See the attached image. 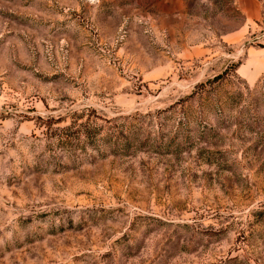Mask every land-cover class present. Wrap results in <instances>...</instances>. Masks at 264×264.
I'll return each instance as SVG.
<instances>
[{
	"label": "rangeland",
	"instance_id": "obj_1",
	"mask_svg": "<svg viewBox=\"0 0 264 264\" xmlns=\"http://www.w3.org/2000/svg\"><path fill=\"white\" fill-rule=\"evenodd\" d=\"M0 264H264V0H0Z\"/></svg>",
	"mask_w": 264,
	"mask_h": 264
}]
</instances>
